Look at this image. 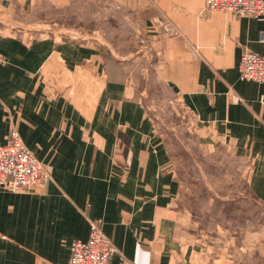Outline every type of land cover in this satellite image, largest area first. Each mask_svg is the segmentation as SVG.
I'll return each mask as SVG.
<instances>
[{
	"label": "crops",
	"instance_id": "1",
	"mask_svg": "<svg viewBox=\"0 0 264 264\" xmlns=\"http://www.w3.org/2000/svg\"><path fill=\"white\" fill-rule=\"evenodd\" d=\"M45 1L65 4L0 0V144L16 129L46 173L0 188V264H66L92 220L114 248L109 264H264V221L195 212L150 106L179 104L200 145L245 161L244 191L264 212V83L239 71L244 52L264 58V19L203 0H107L117 43L80 41L22 29L20 15ZM225 190L212 198L247 201Z\"/></svg>",
	"mask_w": 264,
	"mask_h": 264
},
{
	"label": "rangeland",
	"instance_id": "2",
	"mask_svg": "<svg viewBox=\"0 0 264 264\" xmlns=\"http://www.w3.org/2000/svg\"><path fill=\"white\" fill-rule=\"evenodd\" d=\"M20 17L29 21L27 31L30 34L46 32L56 34L60 38H74L80 41H88L92 37L100 38L103 35L117 43L118 35L123 31V27L118 25L116 10L107 0H65V4L60 7H54L45 1L40 5L36 4ZM149 100L151 101V95ZM150 106L151 112L157 117L155 122L170 149L174 169L178 176L184 177L186 185L191 188L190 193L194 195L195 212L202 214L200 212L205 211L207 214L217 211V216L202 217L222 225L235 222H238V226L246 227L260 225L261 221H264V212L244 191L242 178L247 168L245 161L232 156L226 150H218L216 147L209 150L200 145L190 115L179 104L171 106L168 102H158ZM228 187L233 193L237 192V199H245V195L249 198H246L247 201L225 205L212 198L230 197L225 190ZM233 210L237 213L231 215Z\"/></svg>",
	"mask_w": 264,
	"mask_h": 264
},
{
	"label": "built area",
	"instance_id": "3",
	"mask_svg": "<svg viewBox=\"0 0 264 264\" xmlns=\"http://www.w3.org/2000/svg\"><path fill=\"white\" fill-rule=\"evenodd\" d=\"M203 3L207 9L264 19L263 0H203ZM239 71L243 80L264 83V58L250 51L244 52L240 58ZM45 180L46 173L41 162L24 144L17 130L12 128L6 141L0 144V188H29ZM113 251L111 241L103 232L102 223L92 220L88 238L72 243L66 264H109Z\"/></svg>",
	"mask_w": 264,
	"mask_h": 264
},
{
	"label": "water",
	"instance_id": "4",
	"mask_svg": "<svg viewBox=\"0 0 264 264\" xmlns=\"http://www.w3.org/2000/svg\"><path fill=\"white\" fill-rule=\"evenodd\" d=\"M22 29H25L26 31L28 30L27 26H22ZM91 40H98V41H100V38H98V37H92ZM155 119H157L156 116H155Z\"/></svg>",
	"mask_w": 264,
	"mask_h": 264
}]
</instances>
